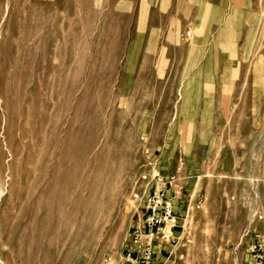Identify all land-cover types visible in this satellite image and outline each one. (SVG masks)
Listing matches in <instances>:
<instances>
[{
	"label": "rangeland",
	"instance_id": "rangeland-1",
	"mask_svg": "<svg viewBox=\"0 0 264 264\" xmlns=\"http://www.w3.org/2000/svg\"><path fill=\"white\" fill-rule=\"evenodd\" d=\"M159 176L172 264L264 254V0H0V264H120Z\"/></svg>",
	"mask_w": 264,
	"mask_h": 264
},
{
	"label": "built area",
	"instance_id": "built-area-1",
	"mask_svg": "<svg viewBox=\"0 0 264 264\" xmlns=\"http://www.w3.org/2000/svg\"><path fill=\"white\" fill-rule=\"evenodd\" d=\"M169 181H173L170 178ZM200 202L196 209H199ZM189 208L187 210L188 214ZM261 219V218H258ZM179 220L173 213L172 200L164 196L162 190L155 189L145 200L144 225L147 228L145 239L136 232L132 243L139 248V264H152L153 245L156 242L167 243L173 239V230L178 227ZM261 246L256 245L250 249L253 264H264V254Z\"/></svg>",
	"mask_w": 264,
	"mask_h": 264
},
{
	"label": "crops",
	"instance_id": "crops-1",
	"mask_svg": "<svg viewBox=\"0 0 264 264\" xmlns=\"http://www.w3.org/2000/svg\"><path fill=\"white\" fill-rule=\"evenodd\" d=\"M235 69H237V67H235ZM170 178H173V181H169ZM199 180L200 179L198 177L186 179L185 185L188 186V188H191V191L187 192L186 194V192L182 190V186H180L182 182H177L174 176H159L157 178V184L160 185L157 190H162L164 192V196L172 200L173 213L179 220V222L182 220L183 217L187 215L186 213L188 208H190V205L196 202L197 190L199 188ZM178 184L180 185L178 186ZM151 193H149L146 198L149 197ZM178 228L179 223L178 227L173 230V239L171 242L154 243L152 264H172L170 261L171 252H169L168 249L172 246V244L175 243V241L179 237V231L177 230ZM136 232L141 233L142 239H145V235L148 231L144 223L137 226L133 230V232L131 233V238L128 241L126 247L124 248L120 264H139L140 250L137 245H134L132 243V239L136 235Z\"/></svg>",
	"mask_w": 264,
	"mask_h": 264
}]
</instances>
